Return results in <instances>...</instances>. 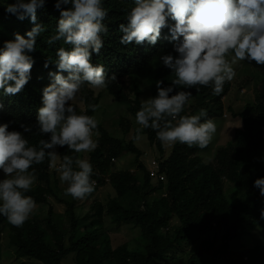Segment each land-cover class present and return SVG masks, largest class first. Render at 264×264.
<instances>
[{"label": "trees", "instance_id": "1", "mask_svg": "<svg viewBox=\"0 0 264 264\" xmlns=\"http://www.w3.org/2000/svg\"><path fill=\"white\" fill-rule=\"evenodd\" d=\"M13 2L0 0V47L5 41L14 39L15 33L24 35L34 26L30 19L21 21L5 11L6 5ZM133 3L134 0H105L104 7L109 11L105 23L109 31L103 35L104 47L100 54L93 53L91 62L102 64L109 77L112 74L117 76V81L104 89L118 103L128 104L135 118L141 106L140 76L149 73L154 85L160 79L169 85L173 78L171 70L160 64L159 57L176 53L173 49L175 42L171 41L167 28L162 29V36L155 46L146 42L141 45L120 43L123 33L119 31V25L127 23L125 13L134 6ZM54 4L55 0H47L45 8L37 11V23L45 25L46 30L37 37L36 50L31 53L35 64L29 83L18 94L0 95V102L4 105L0 110V123H9L10 131H23L22 123L32 125L33 132L25 133V136L33 146H38L39 141L47 139L48 135L38 134L35 128L38 109L42 106V90L52 82L49 72L56 70L54 63L48 68L44 64L49 58H56L59 47H71L62 41L53 45L47 43L60 18V11ZM244 62L264 73V65ZM90 87L85 84L80 90L86 110L73 106L78 113L96 118L100 102ZM198 87L199 92L190 89L194 108L188 113L186 105L181 115H196L201 108L206 109L208 115L219 113L223 93L215 95L211 87ZM91 106H96V110L93 111ZM235 116L241 119L243 126L236 129L231 142L220 147L211 164L200 156L209 149V144L201 149L177 142L166 158L165 147L156 138V132L151 128L144 129L150 144L161 155L157 163L164 180L151 176L152 167H147L143 161L144 152L135 142L126 143L113 137L98 122V129L94 130L99 133L98 146L89 158L94 169L92 179L96 181L92 194L107 185L113 188L116 195L107 214L116 225L140 229L136 246L114 248L110 236L95 218L102 217L103 205L95 204L94 215L81 218L77 214V199L73 198L72 201L60 200L67 207L70 228L66 232L59 225L51 204L46 223L29 218L23 226L16 227L0 216V235L8 232L13 249V252H2L0 248V264L3 258L31 260L37 264H63L71 255H74L75 264H264V219L260 214L264 197L253 186L257 178L264 177V83L257 91L255 103L247 104L243 112L235 113ZM204 119L207 117L202 121ZM120 125L125 135L130 133L124 122L121 121ZM57 149L61 163L64 155L80 158L78 153L68 151L67 146ZM127 154L136 157V170L118 171L115 163ZM52 162L46 157L43 163L32 166L40 184L31 188L27 195L36 201V206L58 198L52 187ZM227 185L243 191L246 201H232L227 195ZM159 190L164 192L152 199ZM172 226L176 227L175 230L171 229ZM47 227L53 230V235ZM256 231L262 239L254 235ZM213 233L216 236L211 239L209 235ZM243 239L252 242L235 249L234 245ZM194 243H198L196 252L184 254L185 246Z\"/></svg>", "mask_w": 264, "mask_h": 264}, {"label": "clouds", "instance_id": "2", "mask_svg": "<svg viewBox=\"0 0 264 264\" xmlns=\"http://www.w3.org/2000/svg\"><path fill=\"white\" fill-rule=\"evenodd\" d=\"M46 3L14 0L6 5L7 13L21 21L30 19L34 26L24 35L15 33L14 39L0 47V95L18 94L29 83L35 64L31 53L36 50L37 37L46 30L45 25L37 23V11ZM104 3L55 0L60 18L47 43L62 41L71 47H59L56 58L44 64L48 68L54 63L56 68L49 72L52 82L42 90L35 125L38 134H48L47 139H41L38 146L30 145L25 133L33 132L32 125L22 123L23 131H10L9 123H0V172L4 175L0 179V216L13 226H23L36 207V201L27 195L37 179L33 165L43 163L46 157L56 161L58 147L89 153L98 146L93 139L98 121L78 113L73 102L85 84L104 89L117 81L115 74L108 76L102 64L91 62L93 53L100 54L103 35L109 31L105 23L109 11ZM133 4L125 13L127 23L119 25L123 33L120 43L155 46L162 29L167 28L176 53L159 57L173 78L169 85L157 80L156 96L142 100L135 114L139 127L134 139L141 141L143 130L151 128L163 145L179 142L203 149L216 132V124L211 119L202 122L208 115L203 108L196 115H181L191 102L190 89L199 92L198 86H207L219 95L225 83L235 78L233 66L237 62L264 65V0H134ZM91 107L96 110V106ZM3 108L0 102V110ZM95 134L99 135L98 131ZM56 171L61 183L68 185L66 196L84 199L95 191L94 169L87 158L64 155ZM253 186L264 197V177L257 178ZM260 214L264 219V208Z\"/></svg>", "mask_w": 264, "mask_h": 264}, {"label": "rangeland", "instance_id": "3", "mask_svg": "<svg viewBox=\"0 0 264 264\" xmlns=\"http://www.w3.org/2000/svg\"><path fill=\"white\" fill-rule=\"evenodd\" d=\"M236 71L235 78L226 82L224 89L222 91V104L218 106L221 109L219 113H214L207 115V119H211L216 124V132L213 134L212 139L209 142V149L201 153L200 156L204 159L207 164L214 162L216 153L220 147L226 146L229 142L234 139V134L236 129L243 126L240 118L235 116V113L238 115L243 112L247 104L255 103L257 91L262 88L264 83V73L260 72L256 68L247 65L244 61L237 62L233 66ZM140 88H141V102L142 100H147L151 97L156 96L157 89L152 82V75L149 73L142 74L140 76ZM93 91L95 97L99 99V108L97 110L96 119L101 123L109 133L115 137L124 140L126 143L135 142V145L144 152L143 161L146 163L147 167H152L154 161L160 162L161 159L160 153L157 151L156 147H153L148 137L142 133L143 139L139 142H136L134 137L136 135V129L139 125L136 123V120L133 114L130 112V107L128 104L118 103L112 96H110L105 89H96L90 87ZM73 105L77 106L80 110L85 111V103L82 100L81 91L78 94L77 99L73 102ZM195 101L191 100L188 107V113L191 112V108H194ZM124 122L130 128V133L125 135L124 129L121 127L120 122ZM203 122V121H202ZM124 127V128H125ZM99 135L94 133L93 139L97 141ZM176 144V143H175ZM175 144L164 145L166 150L165 157H169L172 153L173 146ZM93 152V151H92ZM58 153V149H57ZM80 158H87L89 160V153H78ZM136 157L132 154H127L123 156L116 164L118 171H135ZM61 164V158L59 157L56 161L52 162L51 175H52V187L57 193L58 198H51L48 204L41 206H36L30 218H38L40 221L45 222L48 218L50 204L53 206L56 219L59 221V225L62 226L63 230L68 231L70 228V223L66 217L67 207L64 204L60 203V200L72 201L71 196L65 195V189L67 188L66 183H61L59 179V174L56 171V168ZM4 178L3 173L0 175V179ZM156 181L154 182V184ZM39 181L36 180L32 188L39 185ZM227 195L234 202L241 203L246 201L247 196L243 191L237 190L232 186L226 187ZM163 190H159L156 194L152 196V199L160 197L163 193ZM116 193L110 185L105 186L101 190L97 191L95 194H90L84 199H77V214L84 218L85 216H93L96 212L94 205H103L104 212L102 217H95L96 220L100 223V227L105 233H107L110 238L114 248H118L122 245H128L130 248L136 246L137 240L141 236L140 229L131 226V225H116L113 223L111 218L107 214V210L111 204V200L115 197ZM46 223V222H45ZM175 226H172V230H175ZM50 235H53L54 232L49 227H47ZM255 236L262 239L259 235V231L254 233ZM215 233L210 234L209 237L213 239ZM252 240L243 239L239 243L234 245L235 249H239L241 245H249ZM198 247V243L187 244L183 250L184 254H194ZM0 248L2 252H13V249L9 243L8 232H4L0 235ZM180 254V253H179ZM74 255L68 257L64 260L63 264H75ZM1 264H37L31 260H10L3 258Z\"/></svg>", "mask_w": 264, "mask_h": 264}, {"label": "built area", "instance_id": "4", "mask_svg": "<svg viewBox=\"0 0 264 264\" xmlns=\"http://www.w3.org/2000/svg\"><path fill=\"white\" fill-rule=\"evenodd\" d=\"M151 176L158 180H164V177L159 174V165L156 161L152 163Z\"/></svg>", "mask_w": 264, "mask_h": 264}]
</instances>
